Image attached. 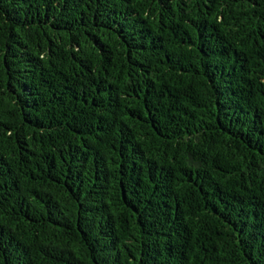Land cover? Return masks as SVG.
<instances>
[{
    "label": "trees",
    "instance_id": "1",
    "mask_svg": "<svg viewBox=\"0 0 264 264\" xmlns=\"http://www.w3.org/2000/svg\"><path fill=\"white\" fill-rule=\"evenodd\" d=\"M0 264H264V0H0Z\"/></svg>",
    "mask_w": 264,
    "mask_h": 264
}]
</instances>
